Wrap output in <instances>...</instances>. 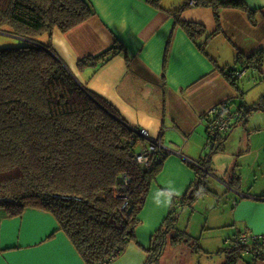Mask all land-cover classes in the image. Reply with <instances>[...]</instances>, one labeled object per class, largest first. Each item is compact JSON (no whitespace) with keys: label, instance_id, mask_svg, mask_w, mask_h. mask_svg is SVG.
<instances>
[{"label":"trees","instance_id":"trees-1","mask_svg":"<svg viewBox=\"0 0 264 264\" xmlns=\"http://www.w3.org/2000/svg\"><path fill=\"white\" fill-rule=\"evenodd\" d=\"M189 1L174 12L189 8ZM147 3L162 9V0ZM195 7L212 9L218 27L223 9L253 12L245 0H196ZM96 14L89 0H0V34L11 39L8 44H16L0 47V209L14 217L27 209L51 213L86 264L117 259L136 238L150 189L169 155L157 154L149 168L139 165L134 159L142 141L139 130L80 82L55 53L51 42L55 31L65 34ZM44 34L46 42L41 39ZM119 49L123 48L114 46L86 57L78 66L94 68L95 74ZM263 63L262 50L249 57L238 54L235 67L221 73L243 96L236 73L261 70ZM233 103L227 100L215 108L225 105L229 111ZM245 104L242 101L234 115L238 119L264 109V96L252 109ZM208 123L206 146L217 153L224 149L232 125L213 136ZM197 163L201 168H194L192 193L180 200V207L194 201V189L207 185L211 156ZM124 179L129 180L127 205L116 199ZM176 204L158 229L166 228L162 242L154 248L153 240L149 251L163 249L169 234L173 245L186 241L177 229ZM230 243L224 264H237L245 252L264 260V235L248 244L237 239Z\"/></svg>","mask_w":264,"mask_h":264},{"label":"crops","instance_id":"crops-1","mask_svg":"<svg viewBox=\"0 0 264 264\" xmlns=\"http://www.w3.org/2000/svg\"><path fill=\"white\" fill-rule=\"evenodd\" d=\"M89 1L96 16L65 34L55 31L53 49L80 82L109 101L132 127L161 140L169 155L140 215L141 225L161 227L174 201L179 208L197 179V166L191 162L203 158H196L194 151L202 152L206 142L208 113L231 100L236 90L221 69L235 67L238 54L249 57L264 52V0H245L251 14L221 10L219 27L210 8L189 6L176 14L186 0H162V9L147 0ZM184 24H192L197 32ZM114 46L123 49L116 50L95 74L94 68H79V60ZM259 71L264 75V63ZM141 142L139 148L148 145L146 139ZM230 184L228 190L236 191ZM241 197L247 201L246 213L238 216L235 226L237 233H247L251 241L264 235V211L258 208L264 206V194ZM171 237L167 235L164 248L154 252L152 264H165L169 255L180 257ZM146 248L145 243L130 242L125 253L129 251V260L138 256L135 264H143ZM253 257L245 254L237 264H264ZM224 263L225 259L219 264ZM0 264L86 263L51 213L27 209L14 217L0 209Z\"/></svg>","mask_w":264,"mask_h":264},{"label":"rangeland","instance_id":"rangeland-1","mask_svg":"<svg viewBox=\"0 0 264 264\" xmlns=\"http://www.w3.org/2000/svg\"><path fill=\"white\" fill-rule=\"evenodd\" d=\"M47 36L44 34L41 37L43 42L47 41ZM10 41L9 37L0 35V47L16 45L8 44ZM14 42L18 44L16 39ZM262 77L264 75L259 70L253 68L246 70L240 80V88L244 95L234 89L231 99L234 103L229 107L231 115H235L242 101L247 103L245 105L250 109L261 101L264 95V79H260ZM230 121L232 130L222 151L212 153L206 142L203 144L202 152L194 151L196 158L211 156L212 171L207 178L206 187L194 189L196 195L194 201L179 207L176 211L177 229L186 241L174 244L173 248H179L180 257L173 259L169 255L165 259V264H176V260L183 261L182 264H189L191 256L192 264H219L225 259L224 250L230 247L232 244L230 242L238 239L239 233L235 226L238 223L235 221L239 220L238 216L240 214L242 216L245 212L244 206H247V201L242 200L241 196L264 194V109L252 111L241 119L234 116ZM123 143L127 144V141L124 140ZM138 149L136 146V150ZM228 182L234 183L237 190L229 191ZM236 199L239 202L242 200L239 205L235 202ZM258 208L264 211L263 205ZM159 227L160 224L157 226L149 225L147 222L142 224L138 227L136 238L132 242L145 243L146 250H150L152 248L150 239L152 240L151 237L154 235L153 247L157 248L166 230L162 228L159 231ZM131 252L134 253V249H131ZM128 256L129 251L124 252L115 261L107 264L118 262L135 264L140 260L138 256H132L133 259L129 260ZM154 257L153 250L149 251L143 264H152Z\"/></svg>","mask_w":264,"mask_h":264},{"label":"built area","instance_id":"built-area-1","mask_svg":"<svg viewBox=\"0 0 264 264\" xmlns=\"http://www.w3.org/2000/svg\"><path fill=\"white\" fill-rule=\"evenodd\" d=\"M196 0H190L189 5L190 6H195ZM245 70L239 71L236 73V76L241 79L242 76H244ZM225 105L219 107V108H213L208 114H209V123H208V128L210 134L213 136L217 134H221L224 132H227L229 130V127L231 125V119L233 116L229 113L228 110H225ZM146 139L149 141L147 146H141L138 150H136L135 154V161L141 165L144 168H149L153 165L154 161L156 160L157 154H161L163 152H167L165 150L161 140H152L150 139L149 133L147 130L141 129L139 130V137L138 139ZM139 144L142 145V143L138 141V146ZM195 166L199 167V164L197 162H191ZM201 168V166L199 167ZM129 187V180L124 179L121 184L118 187L117 190V195L116 199L118 201H121L122 203H125L127 205V194L126 190ZM125 207V206H124ZM239 242L243 244H248L250 239L247 235V233H242L237 239ZM249 254L248 252L243 253V255ZM254 256V255H253ZM255 260H261L262 257H253ZM115 258H111L108 261H106L103 264H107L109 262L115 261Z\"/></svg>","mask_w":264,"mask_h":264},{"label":"water","instance_id":"water-1","mask_svg":"<svg viewBox=\"0 0 264 264\" xmlns=\"http://www.w3.org/2000/svg\"><path fill=\"white\" fill-rule=\"evenodd\" d=\"M199 164V163H198ZM199 167H200V164H199ZM192 191L190 192V195H191Z\"/></svg>","mask_w":264,"mask_h":264}]
</instances>
